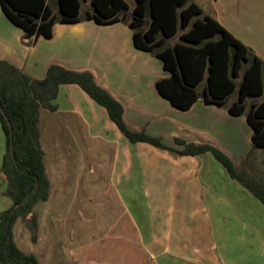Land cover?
I'll return each instance as SVG.
<instances>
[{
    "label": "crops",
    "instance_id": "crops-1",
    "mask_svg": "<svg viewBox=\"0 0 264 264\" xmlns=\"http://www.w3.org/2000/svg\"><path fill=\"white\" fill-rule=\"evenodd\" d=\"M85 12L92 13L89 1ZM0 60L33 79L52 65L89 72L121 105L130 130L173 150L183 148L175 139L210 144L264 187V149L253 146L245 116L200 99L188 111L174 108L156 89L169 73L134 47L124 23H56L50 39L29 44L0 8ZM51 105L38 121L48 197L33 207L34 241L22 220L14 222L20 251L38 264H264V204L224 176L209 152L179 156L128 142L75 84L59 85Z\"/></svg>",
    "mask_w": 264,
    "mask_h": 264
},
{
    "label": "trees",
    "instance_id": "trees-1",
    "mask_svg": "<svg viewBox=\"0 0 264 264\" xmlns=\"http://www.w3.org/2000/svg\"><path fill=\"white\" fill-rule=\"evenodd\" d=\"M86 1L92 13L81 17V4ZM0 8L29 44L39 37L50 39L56 23L75 24L84 19L98 25L126 24L134 47L159 59L169 73L156 82V89L174 108L188 111L200 99L206 105L226 108L230 116H245L253 131V146L264 149V64L191 0H134L131 8L125 0H0ZM62 84L79 86L106 110L130 143H146L179 156L209 152L231 179L264 204L263 185L242 175L218 148L175 139L183 148L173 150L143 131L130 130L121 105L89 72L52 65L45 78L33 79L0 60V128L5 140L0 179L5 184L4 194L11 200V206L0 213V264H38L34 256L15 245L12 227L17 219L22 220L35 240L33 207L47 199L49 187L39 144V112L41 108L54 110L51 101ZM233 96L235 100L228 104Z\"/></svg>",
    "mask_w": 264,
    "mask_h": 264
},
{
    "label": "rangeland",
    "instance_id": "rangeland-1",
    "mask_svg": "<svg viewBox=\"0 0 264 264\" xmlns=\"http://www.w3.org/2000/svg\"><path fill=\"white\" fill-rule=\"evenodd\" d=\"M132 0H128L131 3ZM203 13L216 19L229 33L247 46L264 62V0H192ZM235 97L233 96L231 100ZM192 119H197V117ZM5 150V140L0 128V165ZM224 176V169L216 163ZM5 184L0 179V212L11 205L10 198L4 194Z\"/></svg>",
    "mask_w": 264,
    "mask_h": 264
}]
</instances>
